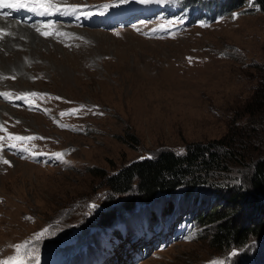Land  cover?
Masks as SVG:
<instances>
[{
	"label": "rangeland",
	"instance_id": "rangeland-1",
	"mask_svg": "<svg viewBox=\"0 0 264 264\" xmlns=\"http://www.w3.org/2000/svg\"><path fill=\"white\" fill-rule=\"evenodd\" d=\"M97 1L53 0L64 3L62 9L82 7L74 16L62 10L48 18L37 31L44 39L36 51L17 45L26 76L9 70L12 59L0 63V93L38 94L35 111L0 95V125L6 123L14 136H43L13 140L26 146L22 157L0 152V262L18 255L15 245H26L19 253L24 264H264V237L223 253L210 244L212 229H189L186 215L201 199L197 210L231 206L227 191L218 198L203 190L216 191L209 183L199 191L187 186L193 191L161 192L149 203L117 208L129 192H113L105 176L134 159L163 148L182 152L194 142L232 144L242 137L252 140L246 148L251 154L264 152V138L249 134L264 130V121L253 124L257 118L250 121L245 106L264 78V12L255 0H215L209 9L217 13L209 22L185 11L160 17L152 7L134 23L108 29L83 18ZM109 1L110 7L124 5ZM150 1L160 6L162 0ZM151 28L157 33H146ZM46 30L53 34L42 35ZM222 168L207 181L244 184L255 195L248 159L243 164L227 158ZM241 208L230 216L244 221L249 213L239 215ZM106 210L111 225H104ZM148 231L151 238H145Z\"/></svg>",
	"mask_w": 264,
	"mask_h": 264
},
{
	"label": "trees",
	"instance_id": "trees-1",
	"mask_svg": "<svg viewBox=\"0 0 264 264\" xmlns=\"http://www.w3.org/2000/svg\"><path fill=\"white\" fill-rule=\"evenodd\" d=\"M190 1L195 3V0ZM255 5L264 12V0H255ZM261 76L264 77V74ZM249 100L250 102L245 105L246 113L250 121L254 116L257 118L251 122L258 126L259 122L264 121V78H261V82L256 86ZM250 103L251 106L248 108ZM249 134L254 135L255 138L258 136L260 140L264 138V130L260 127L252 129ZM251 141V139L240 137L232 144L218 140L206 143L194 142L188 144L186 150L182 152L163 148L153 156L134 159L114 173L106 174V185L116 193L129 192L117 208L122 206V202L127 206L126 208L149 203L161 192L171 193L176 189L184 188L187 189L186 192L193 191L187 186H192L194 191H199V186L209 183L215 186L216 191L207 186L203 190L212 192L211 196H218V198L227 191L231 194L229 197L231 206L220 203L212 206L208 211L207 209L197 210L203 205L201 199L198 208L195 207L192 214L186 215L187 217L190 215L191 224L188 227L194 230L202 224L212 229L209 241L216 251L228 253L235 249L241 250L250 241L264 237V196L259 194V191L264 188V152L254 155L251 154V149L247 151V145ZM241 150H244L246 154H243ZM227 158L243 164L248 159L251 166V172L248 174L250 189L255 191V195L250 190L245 191L244 184H242L243 187H239L235 183H232L233 186L227 184L228 182L224 185L207 181L208 178L216 176L217 172L223 170L222 167ZM98 174L101 175V173ZM249 197L251 198L248 199ZM223 199L226 202L225 198ZM240 208L239 215L249 213L244 221L237 220L236 216H230L231 212H238ZM257 212L260 217L255 218ZM108 213L112 214L108 210L103 212L104 225L111 224L113 221Z\"/></svg>",
	"mask_w": 264,
	"mask_h": 264
},
{
	"label": "bare ground",
	"instance_id": "bare-ground-1",
	"mask_svg": "<svg viewBox=\"0 0 264 264\" xmlns=\"http://www.w3.org/2000/svg\"><path fill=\"white\" fill-rule=\"evenodd\" d=\"M1 13H8V15L5 18L0 17V29H5L6 27H8L9 30L4 31L7 33V35H4L0 38V63L2 62V60L10 58L12 59V65H10L11 67L9 70L20 71V73H22V76H26L27 73L25 72L27 70L25 68L24 61L21 60L23 50L19 49L17 45H22V47H26L29 53H31V51H36V49L40 47L39 43L44 38L40 37L30 27L28 28V26H25L21 22L23 15L20 11L5 8L0 9V14ZM20 35H24L25 39L20 38ZM3 50L9 54L5 53Z\"/></svg>",
	"mask_w": 264,
	"mask_h": 264
},
{
	"label": "snow or ice",
	"instance_id": "snow-or-ice-1",
	"mask_svg": "<svg viewBox=\"0 0 264 264\" xmlns=\"http://www.w3.org/2000/svg\"><path fill=\"white\" fill-rule=\"evenodd\" d=\"M129 0H118L119 4H125L128 3ZM141 3H147L148 0H139ZM111 6H117V5H111ZM82 6L78 5H68L65 8H61L60 5L53 2V0H0V9H27L32 12H40L41 15H54L55 13L63 11H71L76 12L78 9ZM110 5H104V8H109ZM91 13H84V15H90ZM103 14V13H101ZM5 16L8 15V13H4ZM48 27V26H46ZM162 28L164 26H161ZM39 31V29H37ZM42 35H52L51 32H42ZM59 35V33H56ZM7 35L6 32H4L3 29H0V36ZM189 61L191 62V58H189ZM0 95L5 96L6 98H10L9 93H0ZM37 93H25L24 96H19L17 99H26L27 97H36ZM79 109H74L73 114L78 112ZM66 113H61V115H65ZM10 140H17V141H24V140H31L34 139V137H20V136H9ZM12 147H15V144L11 145ZM58 158H62V153H56L55 154ZM4 163H8L7 160L4 161ZM92 207H95V205H92ZM44 232H47V229L44 230ZM44 232L38 233L36 236V239H40L43 237ZM22 247H26V245H15L16 251L18 253L17 256L11 257L8 260L0 262V264H24L23 258L19 255L20 250ZM232 255H236V253H232ZM37 264H39V261L37 260ZM211 264H223L222 261H212Z\"/></svg>",
	"mask_w": 264,
	"mask_h": 264
}]
</instances>
